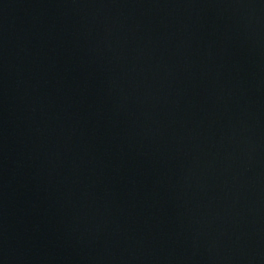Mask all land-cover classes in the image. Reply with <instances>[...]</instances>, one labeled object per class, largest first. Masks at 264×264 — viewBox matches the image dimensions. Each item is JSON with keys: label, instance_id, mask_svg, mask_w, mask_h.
<instances>
[{"label": "water", "instance_id": "obj_1", "mask_svg": "<svg viewBox=\"0 0 264 264\" xmlns=\"http://www.w3.org/2000/svg\"><path fill=\"white\" fill-rule=\"evenodd\" d=\"M0 264H264V0H0Z\"/></svg>", "mask_w": 264, "mask_h": 264}]
</instances>
